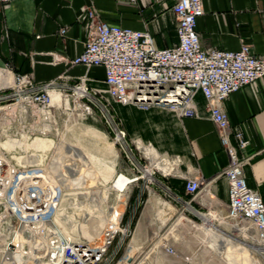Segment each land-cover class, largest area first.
Segmentation results:
<instances>
[{
	"label": "built area",
	"instance_id": "built-area-1",
	"mask_svg": "<svg viewBox=\"0 0 264 264\" xmlns=\"http://www.w3.org/2000/svg\"><path fill=\"white\" fill-rule=\"evenodd\" d=\"M11 1L0 0V6ZM128 1L135 4L138 0ZM172 12L179 43L166 50L158 49L147 31L103 21L91 24L83 53L68 63L71 67L102 68L103 88H91L85 78L70 86L60 82L68 78L65 74L40 83L33 75L13 73L10 64L5 65L0 85V264H119L122 260L133 264L125 255L140 210L155 196L158 170L147 153L129 139L122 120L110 107L162 108L181 119L193 118L198 114V94L206 101L229 158L221 173L228 183L229 198L228 214L222 220L232 229L225 234V245L243 247L257 264H264V201L246 181L245 167L251 158L243 152L248 141L232 128L225 111V102L234 93L264 78V56L255 54L248 44L237 52L204 48L197 31V22L205 14L203 0H175ZM89 15L93 18L95 14ZM65 34L62 30L61 37ZM58 60L56 57L55 62ZM53 93L60 95L61 105L72 97L80 111L96 114L120 154L107 187L99 182L105 189H98L96 201L105 210L98 211L103 226L96 240L80 234L81 227L93 224L96 217L91 214L71 225L79 228V234L69 231L66 219L70 216L64 206L73 198L65 184L73 182L60 171L65 166L58 170L49 152L30 147L35 139H45L51 132ZM121 178L123 183L118 186ZM185 190L196 199L208 192V185L191 179ZM164 195L173 206L181 203L169 189ZM189 208L202 215L185 203V209ZM163 251L180 259L175 247L163 245ZM183 260L194 264L192 256Z\"/></svg>",
	"mask_w": 264,
	"mask_h": 264
},
{
	"label": "crops",
	"instance_id": "crops-1",
	"mask_svg": "<svg viewBox=\"0 0 264 264\" xmlns=\"http://www.w3.org/2000/svg\"><path fill=\"white\" fill-rule=\"evenodd\" d=\"M174 4L175 0H138L135 4L128 0H12L8 6H0V85L3 68L10 64L13 73L33 75L40 83L65 74L68 78L62 83L74 85L85 78L91 88H103L102 68L71 67L68 63L83 53L91 24L103 21L147 31L158 49H171L179 43ZM203 4L205 14L197 22V31L204 48L237 52L248 44L255 54L264 56V0H203ZM92 12L93 18L89 15ZM62 30L66 31L64 37ZM56 57L59 62H55ZM195 102L198 114L193 118L181 119L162 108L142 111L118 104L115 112L129 139L142 142V147L138 144L142 152L146 148L157 152L155 158L149 157L154 168L161 165L160 170L169 171L173 167L168 174L157 169L158 184L153 190L165 194L169 189L181 200L174 205L175 245L198 255L212 252L216 258L220 257L219 249L227 246L220 234L232 231L222 220L228 214L229 198L228 183L221 173L229 158L204 97L198 94ZM225 111L232 128L248 141L243 152L251 158L245 167L246 181L264 201V78L234 93L225 102ZM136 156L146 163L137 151ZM191 179L206 182L208 192L196 199L189 196L185 187ZM137 194L138 190L133 198ZM185 203H191L202 215L185 209ZM185 217L193 223H187ZM191 256L195 258L193 253L180 254V264ZM222 258L229 264L224 255Z\"/></svg>",
	"mask_w": 264,
	"mask_h": 264
},
{
	"label": "rangeland",
	"instance_id": "rangeland-1",
	"mask_svg": "<svg viewBox=\"0 0 264 264\" xmlns=\"http://www.w3.org/2000/svg\"><path fill=\"white\" fill-rule=\"evenodd\" d=\"M73 99L71 97L69 102L67 100L62 101L61 105L60 95L54 97L55 107L51 132L45 139H35L30 147L49 152V156L52 158L51 162L53 161L54 167L59 168L58 170L61 166H65L60 171H64L73 182V184H65V189L73 198L65 202L66 214L70 216L66 219V223L70 226L76 225L79 218H82L84 214L86 216L91 214L92 217H96L89 227L80 228V234L82 236L85 234L84 237L90 239L87 234L89 233L88 230L91 229L90 227L98 231L103 226V219L101 220L98 211H104L105 206L101 208L100 204L97 203V191L102 188L101 192H103V189L111 181L116 171L115 165L120 161V154L114 147L108 131L98 116L80 111L74 105ZM113 107L115 109V104ZM113 107L111 106L110 109L118 118ZM99 182L105 188L100 186ZM121 184L119 181L118 186ZM147 198L146 195L145 199ZM156 202L159 204L156 205ZM136 221L135 234L128 244V251L125 255V259L130 260L129 263L180 264L179 259L166 255L163 251V245L176 247L179 255L185 252L195 254L194 264H224L223 255L227 256L229 264H252L255 262L248 251L240 248L236 253L228 247L229 245L220 248L217 252L220 257L216 258L211 255L212 252H205L206 254L199 252L198 255V252L179 250L174 239V206L164 194L155 192L150 203L140 210ZM69 231L79 234V228L75 226H71ZM135 248L137 251L132 255Z\"/></svg>",
	"mask_w": 264,
	"mask_h": 264
},
{
	"label": "bare ground",
	"instance_id": "bare-ground-1",
	"mask_svg": "<svg viewBox=\"0 0 264 264\" xmlns=\"http://www.w3.org/2000/svg\"><path fill=\"white\" fill-rule=\"evenodd\" d=\"M56 95H58L57 93H54L53 95H52V97H53V102H54V97L56 96ZM140 145H141V147L143 146V144H142V142H140ZM147 150H150L149 152L147 151ZM146 153H147V155L149 156V157H153V158H155L156 157V151L155 150H151V149H147L146 148ZM156 166V169H158V170H160L159 169V166H161V165H155ZM170 166H172V165H169V166H162V167H170ZM153 167H154V165H153ZM172 170H173V167H172ZM172 170H169V171H163V170H160V171H162L163 173H166V174H168V173H171L172 172ZM121 183H123V179L121 178L120 180H119ZM91 229L90 230H88L89 231V233H87L88 234V236L90 237V239H92V240H96L97 238H98V235H99V231H100V229L98 230V231H96V230H94L92 227H90ZM220 234V233H219ZM84 236H85V234H84ZM220 237L222 238V239H225L226 238V236L225 235H223V234H220ZM230 248H232V250L234 251V252H238V250L240 249L239 247H238V245H231V246H229ZM241 248H243V247H241ZM244 249V248H243ZM244 250H246V251H248V253H249V250H247V249H244ZM250 254V253H249ZM251 255V254H250ZM251 261V260H250ZM254 262V261H253ZM252 263V262H251ZM119 264H126L125 263V260H122ZM252 264H257V261H255L254 263H252Z\"/></svg>",
	"mask_w": 264,
	"mask_h": 264
}]
</instances>
